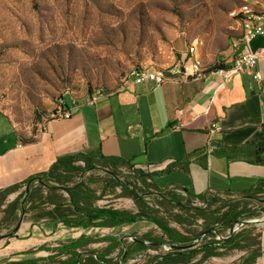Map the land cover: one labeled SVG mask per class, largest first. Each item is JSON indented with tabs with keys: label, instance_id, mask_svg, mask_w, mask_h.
I'll list each match as a JSON object with an SVG mask.
<instances>
[{
	"label": "crops",
	"instance_id": "0c3cea01",
	"mask_svg": "<svg viewBox=\"0 0 264 264\" xmlns=\"http://www.w3.org/2000/svg\"><path fill=\"white\" fill-rule=\"evenodd\" d=\"M250 1L264 10V0ZM229 32L223 50L206 62L202 56L205 67L200 75L177 80L168 73L169 78L160 85L132 82L104 93L95 102H91L94 94L68 98L61 106L70 111V118H41L31 134H23L18 121L0 106V190L48 170L60 156L83 152L122 158L137 169L158 172L152 179L157 188L182 191L188 197L216 192L227 196L225 192L230 190L250 189L264 194V49L259 50L257 64L260 82L250 70L225 77L212 66L218 63L230 68L234 57L248 50L239 42L241 29L233 19ZM177 45L162 66L173 68L186 53L188 45L183 48L181 40ZM212 123L218 128L210 133ZM24 188L7 198L14 200ZM132 202L128 210L137 212ZM85 218L70 202L22 213L13 234L0 239V264L45 262L55 248L81 236L98 238L88 245L90 250H106L108 238L126 246V240L142 236L137 228L145 221L119 226L77 224ZM259 239L262 255L252 264H264V225ZM118 251L111 256L116 259ZM245 253L236 249L225 256L206 258L202 252L161 264H204L211 258L220 264L224 260L237 264Z\"/></svg>",
	"mask_w": 264,
	"mask_h": 264
},
{
	"label": "rangeland",
	"instance_id": "374dc122",
	"mask_svg": "<svg viewBox=\"0 0 264 264\" xmlns=\"http://www.w3.org/2000/svg\"><path fill=\"white\" fill-rule=\"evenodd\" d=\"M245 1L0 0V106L18 121L23 134H31L38 120L50 116L68 98L115 91L133 68L162 66L179 48L178 40L183 48L198 40L206 62L228 45L229 12ZM117 172L126 175L128 170ZM109 174L100 167L85 175L97 204L132 208V199L123 194L121 185L113 188ZM11 201L0 202L3 229L8 228L1 224L3 210ZM191 202L201 205L202 201L192 198ZM156 208L170 226L191 238L202 230L201 218L198 224H182L176 221L177 207L161 203ZM262 225L256 223V233ZM137 232L162 235L148 221H142ZM165 251L167 247L150 248L131 262ZM204 264H220V260L211 258Z\"/></svg>",
	"mask_w": 264,
	"mask_h": 264
},
{
	"label": "trees",
	"instance_id": "16d2710c",
	"mask_svg": "<svg viewBox=\"0 0 264 264\" xmlns=\"http://www.w3.org/2000/svg\"><path fill=\"white\" fill-rule=\"evenodd\" d=\"M223 67L216 63L213 69ZM37 115V114H36ZM52 117V114L50 115ZM82 162L81 164H78ZM102 167L110 174L113 188L117 185L123 187V194L130 196L136 206L137 212L113 206L96 205L97 196L92 192L85 175L88 171ZM127 169L126 175L117 171ZM158 172H146L135 168L128 160L93 156L89 153H76L58 157L48 170L33 174L26 180L0 190L1 204L8 195L25 187L19 195L3 210L4 216L1 224H7L8 232L1 234L11 236L22 213L41 206L59 205L70 202L76 210L84 213L85 219L77 224L85 227L93 226H119L145 220L155 224L162 232L155 236L147 232L134 240H126V246L114 238H108L110 244L104 251L90 250L88 245L98 238L81 236L66 244L55 248V253L44 258L45 262L38 260H16L6 264H161L177 260L182 256H193L204 252L206 258L225 256L233 250H245L237 264H252L262 255L260 231L256 223L245 222L240 229L231 233L230 229L237 221H248L264 215V194L259 191L245 190L242 192L227 191V196L219 192L190 197L173 190L159 189L152 183L153 175ZM80 177L75 181V177ZM237 194L238 198L229 195ZM153 199L151 203L147 198ZM197 197L204 205H194L192 198ZM167 203L180 210L176 215L179 223L198 224L202 219V230L189 237L186 233L170 226L160 215L157 204ZM250 205H254L250 207ZM71 223V222H68ZM3 229L0 226V230ZM105 237L104 240H108ZM200 239V240H199ZM192 248H167V251L146 256L143 262L129 263V260L146 253L150 248L162 249L164 245H182L196 242ZM149 242V243H147ZM119 249L116 259L111 256ZM86 250V252H84Z\"/></svg>",
	"mask_w": 264,
	"mask_h": 264
},
{
	"label": "built area",
	"instance_id": "2783aa9c",
	"mask_svg": "<svg viewBox=\"0 0 264 264\" xmlns=\"http://www.w3.org/2000/svg\"><path fill=\"white\" fill-rule=\"evenodd\" d=\"M231 19L237 22L241 29V36L239 42L248 46L249 42L257 36H264V10L260 9L257 4L246 0L240 5L236 6L229 12ZM239 42L236 46H239ZM259 51L252 52L248 46L247 51L239 52L233 60L230 68L218 67L216 71L223 76H229L232 72L252 71L253 78L260 82L262 74L257 68L259 60ZM204 62L199 51L198 40H193L187 46L186 53L178 59L177 64L173 68H167L157 65L138 66L133 68L128 76L124 79L123 85L130 83H142L146 81H153L157 85L163 84L168 78V73L176 76L177 80H188L200 75L204 71ZM106 92L94 94L91 102ZM53 118H70V111L65 110L62 106L58 107L53 113ZM218 128L217 123H212L210 133H213ZM82 163V162H80ZM183 193L182 191H179ZM204 205V202H201Z\"/></svg>",
	"mask_w": 264,
	"mask_h": 264
},
{
	"label": "water",
	"instance_id": "95a60500",
	"mask_svg": "<svg viewBox=\"0 0 264 264\" xmlns=\"http://www.w3.org/2000/svg\"><path fill=\"white\" fill-rule=\"evenodd\" d=\"M250 50L252 52H256L259 51L261 49H264V36H257L256 38L252 39L249 44H248ZM261 201H264V198L260 199ZM245 222H254V223H264V218H255V219H251L248 221H237L235 223V225L230 229V232L233 233L237 230H239V225H244ZM132 239H137L136 237H132ZM200 240V239H199ZM199 240H197L196 242H192V243H188V244H182V245H167L165 244L164 246L167 248H180V249H188V248H192L194 246H196L199 242ZM149 243V242H147Z\"/></svg>",
	"mask_w": 264,
	"mask_h": 264
}]
</instances>
